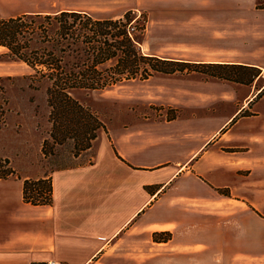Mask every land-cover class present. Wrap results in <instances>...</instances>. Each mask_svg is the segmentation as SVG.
<instances>
[{
	"label": "crops",
	"instance_id": "0c3cea01",
	"mask_svg": "<svg viewBox=\"0 0 264 264\" xmlns=\"http://www.w3.org/2000/svg\"><path fill=\"white\" fill-rule=\"evenodd\" d=\"M156 1L161 36L146 54L254 66L264 81L262 0ZM24 9L7 17L41 13ZM185 51L194 60L170 57ZM262 85L200 82L160 100L180 114H125L62 166L21 154L15 137L11 153L1 145L0 264H264ZM48 177L52 203L27 202L24 181Z\"/></svg>",
	"mask_w": 264,
	"mask_h": 264
},
{
	"label": "trees",
	"instance_id": "16d2710c",
	"mask_svg": "<svg viewBox=\"0 0 264 264\" xmlns=\"http://www.w3.org/2000/svg\"><path fill=\"white\" fill-rule=\"evenodd\" d=\"M146 22L145 13L136 17L131 10L118 17H97L78 10L0 17V47L12 59L24 62L31 69L29 77L33 86L36 82H47L50 137L54 143L61 144L72 138L83 150L90 146L96 130L102 127L100 120L73 97L75 89L100 90L123 80H146L155 73L171 74L185 67L238 69L249 77H232L215 71L211 75L240 83H250L260 74L254 66L191 63L146 54L139 45ZM7 105V90L0 76V123L6 117ZM47 142L45 139L43 146ZM0 161L6 166L7 159ZM11 173L6 167L0 177ZM23 196L34 205L51 204L50 177L26 179ZM169 238V233L164 237L154 234L155 240Z\"/></svg>",
	"mask_w": 264,
	"mask_h": 264
},
{
	"label": "rangeland",
	"instance_id": "374dc122",
	"mask_svg": "<svg viewBox=\"0 0 264 264\" xmlns=\"http://www.w3.org/2000/svg\"><path fill=\"white\" fill-rule=\"evenodd\" d=\"M20 2L22 1L0 0V9L5 5L1 10L4 16H1L0 13V17L22 13L25 10L24 8L32 7L33 11L41 13L69 8L82 9L97 17H118L131 10L136 17L141 13H145L147 17L146 35L143 40V48L141 47L143 52L147 53L149 50L147 48L148 35L150 37L153 35L161 36L162 28L157 25L153 16L154 11L157 14L161 11V9L158 10L160 5L156 0H147V2L152 3L151 7L154 10L147 7L144 0H23L27 6L17 7ZM258 6H264V0L259 2ZM171 7L174 8V6ZM142 37L143 35L139 41L140 46ZM167 47L172 49L170 45ZM152 50L157 51L160 49L155 44ZM170 57L180 60H194L195 58L188 51ZM212 71L228 73L232 77H249L234 68L228 71L200 66L185 67L183 70L171 74L155 73L148 80H123L100 90L75 89L72 91V95L100 120L102 127L106 128L115 125L120 120H124L122 118L125 114H129V116L132 114L146 115L165 111L169 115L180 114L182 112L180 105H164L160 103V100L165 99L166 96L178 99L187 98L188 91L200 82L227 84L230 90L235 91L238 95H240V87L248 89V87L254 85L255 88L261 90L263 86L264 81L259 78V75L254 77L250 83H240L223 77L212 76ZM31 73V69L24 62L12 59L7 54V50L0 47V76L3 78L8 97V111L4 121L0 123V128L5 124V128L0 130V148L2 145L6 147V150L4 149L6 152L11 153V150H15V148L12 149L14 146L12 141L15 137L18 144L15 147L18 148L21 145V154L25 152L23 149L28 147H30L31 152L34 148L38 150L39 164L46 163V160L57 166L68 164L67 162L73 158V155L82 150L75 145L72 138L64 140L61 144L53 142L50 137V107L46 99L47 82H36L34 83L36 86H33L29 77ZM263 94L264 89L259 96ZM211 107L212 111H216L218 103H214ZM100 128L96 130V133ZM45 139L48 142L43 146ZM3 164V162L0 163V174H3L6 167H8L7 164H5L6 166H3Z\"/></svg>",
	"mask_w": 264,
	"mask_h": 264
},
{
	"label": "built area",
	"instance_id": "2783aa9c",
	"mask_svg": "<svg viewBox=\"0 0 264 264\" xmlns=\"http://www.w3.org/2000/svg\"><path fill=\"white\" fill-rule=\"evenodd\" d=\"M46 264H57V263H54V262H46Z\"/></svg>",
	"mask_w": 264,
	"mask_h": 264
}]
</instances>
